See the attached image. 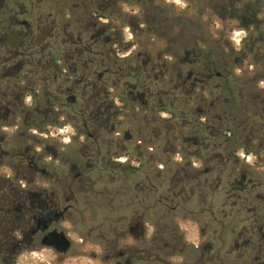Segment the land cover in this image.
Segmentation results:
<instances>
[{
	"label": "rangeland",
	"instance_id": "374dc122",
	"mask_svg": "<svg viewBox=\"0 0 264 264\" xmlns=\"http://www.w3.org/2000/svg\"><path fill=\"white\" fill-rule=\"evenodd\" d=\"M1 1L4 4L11 2ZM15 2L16 5L10 3L7 9L20 14L17 17L19 22L33 23L38 20L47 31L56 22L66 27L68 34L82 29L83 32L88 31L87 36L99 37L100 42L94 50L102 56L95 57L97 65L106 64L103 63L107 51L113 47L117 51L114 55L117 68H126L128 73H140L149 65L148 72L155 66L158 69L155 75L166 73L164 89L160 85L152 86L146 97L139 98L132 107L123 108L117 118L115 132H111L113 123L106 127L103 137L113 141V161L109 167L106 162L101 161L93 171L85 167L89 161L81 158L87 153L80 148L87 133L82 131L79 134L73 128L74 125H80L75 122L77 112L86 111L93 104L89 93L91 87L86 83H78L82 72L79 71L76 77H70L68 72L62 73L59 84L51 89V96L62 94V105L67 104L66 99L70 95H75L77 106L74 111L62 105L54 106L53 101L46 105L40 100L32 104L33 100L30 98L26 100L29 108L22 113L16 103L8 110L0 105V184L7 181L17 187L34 189L40 194L46 185L42 171L53 158V152L49 148H56L55 151L59 154L56 164L63 172L71 177L83 173L86 178H91L90 183L76 191L77 204L69 214L73 220L66 222L68 236L72 241L67 261L61 263L59 257H47L42 252L33 259L25 255L18 264H113L104 262L100 237L93 234V237L87 238V231L79 219L92 218V226H95L102 223L105 217L116 220L117 241L123 237L119 241L118 252L155 248L156 236L160 234L171 244L175 237L183 236L182 243L178 245L177 242L175 246L179 249L184 247L185 256L173 258L174 261L187 260L190 264H199L200 250L209 245L211 249L206 255L211 256L212 264H243L245 260L249 264L254 251L251 246L243 247L242 244L249 239L255 227L264 225L255 215L264 216V201H257L251 206L238 198L229 200L223 185L212 203H201L200 198L193 196L190 201L175 207L174 211L158 204V199L168 195V179L171 176L166 172L168 169L164 168V162L160 161L166 159L162 149L168 143L172 146L175 144L180 153L175 157L178 162L182 161L181 157L187 151L186 147L175 142L173 133L170 137L165 133L161 137L157 133L151 134L152 130H157L164 123L163 120L171 119L169 114L152 109L158 108L161 89L165 91L169 88L167 82L178 74L186 78L192 73L198 80L197 95L188 100L180 91L178 100L163 97V109L167 108L176 114L199 109L213 116L221 115L217 107L220 93L215 90L220 80L212 78L202 81L197 76L198 68L213 61L218 65L215 74L223 76L236 91L238 105L247 107L252 112H261L264 106V0L104 1V12L111 16L110 20H95L94 14L93 17L89 16L92 9L100 7V0ZM3 21H6V17ZM253 26H258V32ZM117 40L121 45H115ZM51 41L53 54H56L59 45L55 40ZM105 41H110L107 46L103 44ZM249 47L252 51H249ZM96 70L92 81L87 84H92L104 72L101 67ZM33 71V68H27L26 74L22 76V86L38 88L37 76L31 73ZM126 81L132 86L138 84L135 76ZM70 89L73 91L62 93ZM12 90L13 87L0 83V101ZM112 95L116 93L112 92ZM199 97L205 101L198 99ZM222 98L224 100L225 96ZM12 99L14 98L9 101ZM178 122L179 120H173L171 125H177ZM24 123H27V128L22 127ZM257 124L260 126L257 129L258 135L262 139L264 120ZM91 133L97 135L94 130ZM126 135L128 140L125 139ZM75 137L79 139L75 140ZM22 155L27 160L22 159ZM152 155L160 162L158 166L155 165L156 160L151 159ZM239 156L246 164L253 165L257 160L252 155H245L243 151H240ZM137 158L143 162H138ZM30 160L38 167L36 174L29 168ZM73 163L78 164L75 170L72 169ZM129 164L139 171L131 173L126 168ZM159 171L163 172L161 176ZM253 172L256 173L253 180L257 184L264 182V168L255 167ZM149 184L155 188L154 191L150 190ZM256 193L264 198V187H257ZM93 204L98 207L93 208ZM255 206L259 210L251 212ZM142 219L148 223L147 244L140 239L139 233L138 236L124 235L128 233L130 223L135 226ZM123 224L127 226L125 229H122ZM241 235L244 236L240 237ZM195 246L200 250L192 251ZM134 264L142 263L136 260Z\"/></svg>",
	"mask_w": 264,
	"mask_h": 264
},
{
	"label": "trees",
	"instance_id": "16d2710c",
	"mask_svg": "<svg viewBox=\"0 0 264 264\" xmlns=\"http://www.w3.org/2000/svg\"><path fill=\"white\" fill-rule=\"evenodd\" d=\"M9 1L11 2H7L8 4L0 2V83H6L9 87H13V90L1 99L0 105H4L8 110L10 106L14 105L13 103H16L21 113L29 108L26 104L28 98L33 100L32 104L38 103L40 100L44 101L45 105L53 101L54 106H61L64 101L62 94L51 96V89L59 84L60 78L63 76L62 73L68 72L70 77H76L80 71L82 77L78 83H86L88 87H91L89 93L93 100V104L83 111V117L92 122L102 120L99 110L95 107L97 80H93L90 85L87 83L92 81V76L97 71L96 68L101 67L106 70L113 64V60L116 59L114 57L115 49L111 47L107 51L105 65H97L95 57L102 56L94 50V47L100 42L99 37L87 36L86 32L88 31L83 32L81 28V30H76L77 33L68 34L66 27L56 22L53 23L49 31L38 20L33 23L19 22L17 17L20 14H14L8 10L10 3L16 5L17 2ZM100 1V7L92 9L89 16L93 17L94 14L96 15L95 20H110L111 16L104 12V1L110 3L115 0ZM5 17L6 21H3ZM253 27L258 29V26ZM51 40H55L59 45L56 54H53ZM109 42L105 41L103 44L107 46ZM115 45L119 46L121 42L117 40ZM249 51H252L251 47H249ZM2 54L3 56H1ZM28 67L33 68L34 71L31 73L37 76L38 88L22 86L24 80L22 76L26 74ZM217 68L218 65L210 61L197 69V76L202 81L212 78L220 80V84L216 86L215 90L220 93L217 107L221 111V115L213 116L199 109L186 111L182 114H176L167 108L156 110L159 113L169 114L171 119L163 120L164 123L157 130H152L151 134L157 133V136L161 137L165 133L170 137L173 133L175 142L186 147L187 151V154L181 157L182 161L178 162L175 161V157L180 153L174 146L175 144L172 146L168 143L162 149V154L166 159L160 161L164 162V168L168 169L166 172H169L171 176L168 179V195L158 199L157 203L164 205L167 209L170 208L171 211H174L175 207H180L183 202L190 201L193 196L200 198L201 203L208 201L212 203L216 193L223 185H225V192L229 200L238 198L244 203H250L251 206L257 201L260 203L264 201L263 196L256 193V188L264 187V182L257 184V181L253 180V177L256 176V173L253 172L254 168H264V156L262 155L264 153V138H260L257 130L260 127L257 123L261 124L264 120V106L261 112H252L247 107L239 106L236 91L229 86L223 76L215 74ZM184 79L181 75L180 91L190 100L197 95L198 90L197 88L193 90L190 84H184ZM196 81L198 82L197 79ZM104 87L106 91L110 90L108 84ZM70 91L73 90H66L62 93L66 94ZM223 95L225 96L224 100H222ZM10 98L14 99L9 101ZM203 100L205 101V99ZM124 103L128 107L125 100ZM62 106L74 111L77 105ZM106 113L108 114V112ZM77 114L82 115L80 111ZM103 120L107 121L108 117ZM173 120H179L178 124L171 125ZM54 126L56 125L54 124ZM22 127L27 128V123H24ZM257 141L260 142L257 143ZM240 151H243L247 156L256 157V162L253 165L246 164L239 156ZM204 153L206 155H203ZM125 155L129 156L130 154ZM151 159H155V156L152 155ZM137 161L143 162L139 158ZM159 163V161H155L156 166ZM126 168L131 173L139 171L138 168L130 164ZM162 173L159 171V176ZM146 180L149 183V179ZM3 185L6 191L3 199L4 205L0 206V217L7 220L11 217L22 216L23 214L18 212L15 205L24 200V194L19 187L7 181ZM149 188L151 191L155 189L151 184H149ZM256 210H259L258 206L253 207L251 212ZM26 211V215H29V210ZM255 215L256 219L260 218V221L264 222V216ZM177 238L179 237L177 236ZM9 239L6 234L5 244Z\"/></svg>",
	"mask_w": 264,
	"mask_h": 264
},
{
	"label": "flooded vegetation",
	"instance_id": "af4514ba",
	"mask_svg": "<svg viewBox=\"0 0 264 264\" xmlns=\"http://www.w3.org/2000/svg\"><path fill=\"white\" fill-rule=\"evenodd\" d=\"M115 52L117 53L116 50ZM147 66L140 73H128L126 68H117L116 59L113 60V64L104 70V72L100 73L97 78L98 90L96 92L95 107L99 110V116L102 120L94 122L88 121L83 117L82 110L80 111L82 113L81 116L76 115L77 119L75 122L80 125H74V130H77L79 134L82 131L87 133V138L80 143V148L87 151L81 158L89 161L85 164V167L89 171H93L101 161L106 162L107 167L112 164L114 154L111 152V146L113 145V141H108L103 137V134L106 132V127L112 123L111 132L116 131L117 118L123 108L127 109L132 107L139 98L146 97L149 88L152 86L156 85L158 87L160 85L164 89L166 73H161L157 76L155 75L158 70L157 67H151L148 72ZM132 76L138 79L136 86H132L126 81ZM106 77L109 78L106 79ZM180 80L181 74H178L175 78L167 82V87L169 88L165 91L161 89V100L158 102V108H153V111L155 109H163V97L179 99L181 89ZM109 83H111L112 87L110 86V90L106 91L104 86L109 85ZM183 83L190 84L194 90L198 82L194 78V75L190 73L183 80ZM117 91H119V94H117ZM112 92L116 93V95L113 96ZM123 99L128 103V107H126ZM106 117H108V120L104 121L103 119ZM91 130H94L97 135L91 133ZM128 138L126 135L125 139L128 140ZM74 139L77 140L79 138L75 137ZM48 150L53 152V158L52 162L42 171L43 178L46 182L43 191L37 194L34 189H26L25 187L21 188L18 186L24 194V200L16 204L15 207L23 215L11 217L7 220L0 217V264H18L19 261H23L20 259L25 257V255H29L30 259H33L42 252H45L47 257H59L61 263L67 261L66 256L71 249L67 253L60 252L61 236L59 235H65L69 238L66 222L73 220L69 214L75 204H77L76 191L82 189L85 184L90 183L91 178H86L83 173L74 174L72 177L70 174H66L56 164L59 158L58 152L55 151L56 148H49ZM21 158L27 160L26 156L22 155ZM92 160L94 161L93 163L90 162ZM29 168L34 174L37 173L38 167L32 160H30ZM77 168L78 164L73 163L72 169L75 170ZM5 191L4 185L0 184V206L4 205L3 199ZM93 205V208L98 207L97 204ZM27 209L29 210V215H26ZM61 213H64V215L59 217ZM79 219L82 227L87 231V238L93 237V234L100 237L104 262L134 264L137 260L142 264H190L187 260L184 262L173 260V258L177 257L180 259L185 256L184 247L179 249L178 246H175L177 242L178 245L182 243L184 240L183 236H179L177 239L175 238L171 244L160 234V236H156L155 248H142L140 250L128 249L125 252H118L120 246L119 241L123 237L117 241V222L114 218L105 217L102 223L95 226H92V218ZM74 224L77 225V223ZM147 224L144 219L141 222H136L135 226L130 223L128 233L124 234L125 237L127 235L138 236L139 233L140 239L144 244H147ZM126 227L123 224L122 229ZM6 234L10 239L5 244L4 237ZM243 236L241 235L240 237ZM184 245H186V242ZM242 246H251V249L254 251L253 259L249 264H264V225L255 227L254 232L250 234L249 239L243 242ZM195 249L200 250L199 247L195 246L192 251H195ZM210 249V246L206 245L200 250L199 264H212L211 256L207 257L206 255V252ZM169 258L170 260H168ZM119 260L122 262H119ZM243 264H246V260Z\"/></svg>",
	"mask_w": 264,
	"mask_h": 264
},
{
	"label": "water",
	"instance_id": "95a60500",
	"mask_svg": "<svg viewBox=\"0 0 264 264\" xmlns=\"http://www.w3.org/2000/svg\"><path fill=\"white\" fill-rule=\"evenodd\" d=\"M76 103H77V98H76L75 95H70L67 98V104L68 105H75ZM63 215H64V213H61L59 215V217H61ZM59 236H61V239H60V252L61 253H67L71 249L72 242L65 235H59Z\"/></svg>",
	"mask_w": 264,
	"mask_h": 264
}]
</instances>
